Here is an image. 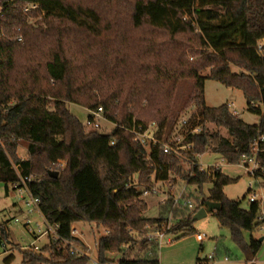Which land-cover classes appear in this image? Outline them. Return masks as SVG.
Returning <instances> with one entry per match:
<instances>
[{
	"label": "trees",
	"instance_id": "trees-1",
	"mask_svg": "<svg viewBox=\"0 0 264 264\" xmlns=\"http://www.w3.org/2000/svg\"><path fill=\"white\" fill-rule=\"evenodd\" d=\"M28 4L38 7L25 11ZM39 16L36 24L28 22ZM207 68L209 74L201 75ZM186 79L194 83L183 106L197 110L182 128V144L194 145L183 151L192 162L183 177L201 191L211 187L195 208H176L167 200L163 214L149 218L144 191L171 171L182 174L181 157L161 145L148 150L131 130L155 121L157 139L174 144L169 119L178 84ZM207 79L241 89L248 111L260 115V122L251 125L234 116L226 103L208 106ZM68 103L88 108L89 120L102 106L113 130H88ZM207 123L229 136L210 132ZM198 126L202 131L193 133ZM260 135L264 0H0V184L8 193L19 175L43 174L30 188L44 218L59 224V239H50L41 251H22L23 264H90V249L72 234L79 222L105 227L96 245L101 264L113 262L109 254L115 252L123 254L119 264H160L159 243L148 239L150 231L172 210L185 214L171 231L177 239L195 233L193 217L207 200L220 203L215 212L220 225L230 228L252 262L262 241L251 236L247 242L243 234L264 225L259 203L243 208L229 199L224 188L237 179L220 167L201 169L198 156L210 149L238 163ZM21 143L27 158L19 154ZM61 160L66 166L58 177L50 176L52 163ZM72 246L85 248V255L72 253Z\"/></svg>",
	"mask_w": 264,
	"mask_h": 264
},
{
	"label": "rangeland",
	"instance_id": "rangeland-1",
	"mask_svg": "<svg viewBox=\"0 0 264 264\" xmlns=\"http://www.w3.org/2000/svg\"><path fill=\"white\" fill-rule=\"evenodd\" d=\"M197 5V4H196ZM42 17H30L28 22L30 24H36ZM234 71H239L238 68L233 67ZM210 68L201 71V75H208ZM193 80H182L177 87L173 115L169 119V124H172L171 141L180 140L183 138V125L184 119H189L190 116L197 110L194 105L184 107L185 100L189 97ZM205 99L209 106H219L222 104L234 103V107L239 112V118L243 121L255 125L260 122V115L254 114L248 111L247 100L241 89L227 87L221 82L213 79H207L205 83ZM256 106H261V103L256 102ZM68 109L72 114L80 119L85 125L88 124L89 115L91 111L85 106L68 103ZM140 114V111L138 115ZM155 121H151L153 123ZM102 129L110 132L114 128V124L102 120ZM207 128L210 132H218L221 136L228 137L227 130L223 127H219L214 123H207ZM90 130V128H87ZM169 130V129H167ZM202 131V127H201ZM168 132L165 133V138ZM21 145H26L21 143ZM149 148V146H148ZM191 150H194L192 148ZM186 148V151H191ZM21 154H25L26 149L20 148ZM22 158L25 156L22 155ZM198 162L201 169L212 170L215 167H220L223 174L229 176L232 179H237L236 182L225 186L224 192L226 196L231 200L241 201L243 208L250 206L249 197L252 194H256L258 200L264 198V177L256 178L246 168L245 164L239 161L238 163H229L220 154L212 152L207 149L204 153L198 156ZM180 164L183 168L182 174H177L173 171L170 172L169 178L165 181H155L154 185L159 192H149L143 195L144 200L148 203V210L144 213L146 217H160L164 212L166 205H161L160 200L163 197L166 201L172 202L173 207H180L184 210H189L188 206L184 205L186 200H190L196 206L201 202L208 194L211 184H206L203 190H199L195 185H189L184 179L183 175L190 169L192 162L186 153H183ZM63 169V168H61ZM38 178H42L43 174H35ZM25 194L18 189H10L9 194H6V189L3 184H0V264H23L22 251L32 248L36 245L40 248V251L50 243V238L47 235L36 236L34 230L37 231L38 226L45 227V220L43 215L35 210L29 213L24 205ZM175 199L179 202L176 203ZM31 219V224L26 226V218ZM165 220L161 223L160 228L155 230L164 231V236L159 238V246L157 248V256L160 260V264H200L198 259H201L202 264H206L205 260L210 255H214L215 258L208 261V264H250L247 262L248 254L242 245L238 244L232 236L230 228L220 225L218 218L214 212H208L205 217L197 219L193 222L195 233L187 235L183 238L177 239L178 233L173 231L178 224V221L185 217L183 212L169 211ZM16 219L20 221L16 222ZM78 229V236L90 249L89 256L93 259H97V242L100 237L106 234V229L103 225L89 222H79L73 225ZM6 229V234L2 229ZM30 228L32 230H30ZM153 232L150 231V233ZM197 233H205L206 237L201 242L197 239ZM135 235H137L135 233ZM244 238L247 242L250 241L251 236L256 239L264 238V227L256 228L252 233L244 232ZM138 239H140L138 237ZM5 243V246H1V242ZM140 241V240H138ZM201 244L203 249H201ZM78 247L81 251L85 252V248ZM132 247L139 248V242ZM113 262L110 264H119V259L123 256L121 252H115L109 254ZM228 260H225V257ZM255 262L257 264H264V240L262 241V247L259 251Z\"/></svg>",
	"mask_w": 264,
	"mask_h": 264
},
{
	"label": "built area",
	"instance_id": "built-area-1",
	"mask_svg": "<svg viewBox=\"0 0 264 264\" xmlns=\"http://www.w3.org/2000/svg\"><path fill=\"white\" fill-rule=\"evenodd\" d=\"M38 6L36 4H28L24 9L25 11L35 9ZM22 37H19L18 40H21ZM228 106L231 109V112L233 113L234 116L238 117L239 112L238 110L234 107V103L228 104ZM93 117L91 120H88L87 126L90 129H100L102 128L101 121L105 120L104 116V109L102 106H100L96 111L92 112ZM187 123V119H184L182 121V125H185ZM132 133H134V140L142 144L144 147L151 149L152 146L156 145H161L163 151L165 153H173L176 156L182 157L183 156V151L188 148L191 150L194 148V145H183L182 141L183 138L180 140H175L173 141L174 144L168 143L166 141H160L157 139L156 135L159 131L158 124L156 122L150 123L145 129H143L142 125L139 127H134L132 130ZM193 133H199L201 132V127H196L192 130ZM115 144V140L111 141V145ZM262 156H264V135H260L258 139H256L253 144H252V149L250 154H245L241 157V162L245 164L246 168L250 171V173L255 174V173H264V161L262 160ZM28 157V151L25 155L24 158ZM147 157L150 158V151L148 152ZM66 166V161H59V162H53L50 170H59L61 168H64ZM17 169V166H15ZM19 180L13 185L12 189H18L22 191L25 195L22 197L24 199V205L26 206L27 210L29 213L34 212L35 210H38L41 214V208H40V203L41 200L38 196L34 195L30 188V183L34 182H42V178H38L35 174H30L26 176L19 175ZM152 192V193H158L159 190L153 186L150 190H145L144 195ZM249 202H258L260 205V214H259V219L264 222V198L261 200H258L256 197V194H252L249 197ZM162 202H165V198H162ZM175 202L178 203L179 200L175 199ZM184 205L188 206L189 208L193 209L195 208V205L193 204L192 201L186 200L184 202ZM43 215V214H42ZM44 217V216H43ZM45 227L42 228L41 226H38L37 231L34 230V233L36 234L37 237L40 235H47L50 239L57 240L59 239L58 235V228L59 224H51L49 223L45 218ZM20 221L19 219H16V222ZM31 224V219L29 217L26 218V226ZM264 227V225L262 226ZM30 230H32L30 228ZM164 231L162 230H155L148 235V239L151 241H159V238H162L164 236ZM72 234L77 235L78 234V229L74 228L72 229ZM206 237L205 233H197V239L200 241H203L204 238ZM1 246H5V243L2 241ZM33 250L39 251L40 248L36 245H33ZM71 252L72 253H77L80 255H85V252L81 251L78 247L72 246L71 247ZM214 255H210L208 258H206L205 262L208 264V261L211 259H214ZM225 260H228V257H225ZM203 261L200 262L202 264ZM90 264H101L98 259H92L90 261Z\"/></svg>",
	"mask_w": 264,
	"mask_h": 264
},
{
	"label": "water",
	"instance_id": "water-1",
	"mask_svg": "<svg viewBox=\"0 0 264 264\" xmlns=\"http://www.w3.org/2000/svg\"><path fill=\"white\" fill-rule=\"evenodd\" d=\"M49 174H50V176H52V177H58L59 176V171H57V170H50L49 171ZM220 203H218V202H215V201H211V200H207L206 201V205L205 206H203L202 208H200L196 213H195V215H194V217H193V220L195 221V220H197V219H200V218H202V217H205L207 214H208V212H212V211H218L219 210V208H220ZM263 237L262 238H260L259 240L260 241H263ZM250 264H257L255 261H252V262H250Z\"/></svg>",
	"mask_w": 264,
	"mask_h": 264
},
{
	"label": "crops",
	"instance_id": "crops-1",
	"mask_svg": "<svg viewBox=\"0 0 264 264\" xmlns=\"http://www.w3.org/2000/svg\"><path fill=\"white\" fill-rule=\"evenodd\" d=\"M208 106H209V105H208ZM21 147H24V148L26 149L25 154H23V153L21 154V156H22V155L25 156L26 153H27V151H28L27 146H26V145H21V146H19V153H21V151H20V148H21ZM157 181H159V180H157ZM161 181H165V180H161ZM9 192H10V191H9ZM9 192H8V193L6 192V194H9ZM163 198H166V197H163ZM159 202H160L161 205H164V204H165V202H164V203L162 202V199H161ZM213 212H214V214H215L216 211H213ZM196 237H197V236H196ZM263 240H264V239H263ZM199 241H200V240H199ZM201 242H202V241H201ZM85 245H86V244H85ZM201 247H202V249H203V245H202V244H201ZM261 247H262V246H261ZM260 250H261V249H260ZM258 253H259V252H258ZM257 255H258V254H257ZM257 255H256V257H257ZM256 257L254 258L253 261H255ZM247 262H248V261H247Z\"/></svg>",
	"mask_w": 264,
	"mask_h": 264
}]
</instances>
